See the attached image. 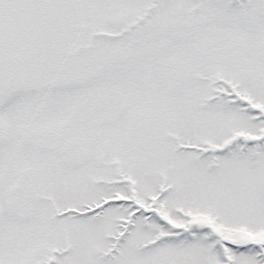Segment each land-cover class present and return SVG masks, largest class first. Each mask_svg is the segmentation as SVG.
I'll list each match as a JSON object with an SVG mask.
<instances>
[{
	"label": "snow or ice",
	"instance_id": "6c2138e0",
	"mask_svg": "<svg viewBox=\"0 0 264 264\" xmlns=\"http://www.w3.org/2000/svg\"><path fill=\"white\" fill-rule=\"evenodd\" d=\"M0 264H264V0H0Z\"/></svg>",
	"mask_w": 264,
	"mask_h": 264
}]
</instances>
